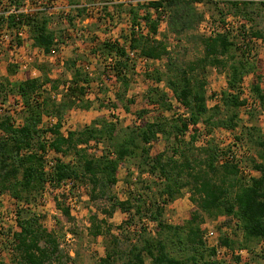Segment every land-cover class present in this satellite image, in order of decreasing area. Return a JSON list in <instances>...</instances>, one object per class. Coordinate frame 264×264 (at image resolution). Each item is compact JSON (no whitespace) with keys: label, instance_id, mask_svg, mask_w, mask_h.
<instances>
[{"label":"trees","instance_id":"16d2710c","mask_svg":"<svg viewBox=\"0 0 264 264\" xmlns=\"http://www.w3.org/2000/svg\"><path fill=\"white\" fill-rule=\"evenodd\" d=\"M3 1L16 13L0 16V27L9 30L26 28L32 48L40 50L46 58L53 47L62 43L59 32L51 28L54 20L63 17L61 14L51 15L46 10L24 13L21 11L24 0H0V6ZM81 1L66 0L70 7L81 5ZM220 1L228 6L226 14L221 15V27L224 28L227 24L225 17L230 15L242 22L241 32L234 36L229 28L222 32L212 30L211 35H193L190 39L197 42L202 50L201 56L193 61L179 64L165 38H159V27L165 16L168 31L175 37L194 33L202 21V15L194 8L198 2L194 0H149L147 5H133L129 14L128 44H121L120 40H103L92 50L94 57L110 60L105 65L106 77L103 78L108 79L111 75L115 79L114 86L118 87L115 100H100L101 108L108 105L113 110L120 104L127 111L126 104L134 103V100H126L124 105L125 95L137 75V59L146 60V63L164 61L163 71L158 68L150 70L146 66L142 71L143 79L155 85L164 83L171 99L182 107L184 115L165 117L163 113L172 108L170 98L166 92L150 86L143 97L149 107L156 109L157 116L144 120L142 116L146 111L138 112V122L122 137L118 135L116 122L103 117L82 130L64 134L61 130L65 113L72 109H90L92 103L85 97L89 87L101 79L76 68L77 60L71 58L64 63V69L70 73V79L66 81L51 78L48 67L38 66L41 73L38 77L26 76L24 80L14 82L4 78L0 81L1 105L8 101L20 103L23 115L22 122L16 125L11 114L0 113V196L8 194L20 204L16 212L17 230L10 239L15 264H64L57 238L39 223L38 217L34 214L25 217L23 212L37 203L47 186L55 190L67 180H73L76 186V182L84 181L89 186L90 201L106 202L109 207L102 209L103 215L110 218L117 210L124 214L133 211L141 218L145 213L155 226L154 238L147 236L143 229L138 240L140 243L131 244L125 250H106L99 264H116L118 259L121 264H146V261L148 264H226L217 260L215 251L202 241L200 226L203 213L234 220L233 235L219 240V245L231 252L243 250L250 254L264 243V133L257 128L241 130V135L249 136V141L259 149L261 161L251 160L258 177L246 178L233 162L220 163L221 158L233 153L230 148L223 150L210 142L197 146L204 132L210 136L214 130L234 132L239 127V111L246 104L240 97L245 77L251 76L252 92L259 106L264 108V88L260 85L264 80V60L257 59L251 44L253 40H263L264 32L246 27L254 13L264 11V0H208L203 4L217 5ZM119 7L123 5L112 4L110 10L107 4H103L100 14L112 19V11ZM84 12V8L73 9L66 20L72 21L68 18L72 13L81 17ZM238 37L242 41L240 46L237 45ZM14 42L17 47L22 45L18 38ZM125 46L135 53V58H129ZM212 69L225 75L226 89L211 96L216 103L210 107L206 78ZM14 72L11 67L7 69L10 76ZM61 85L65 93L57 100L53 95L59 92ZM45 118H53L55 123L42 127ZM186 136L188 141L185 142ZM235 139L241 141L240 137ZM90 143H102L104 154L99 157L89 154ZM161 143L163 149L153 154V149ZM233 144L231 147H236ZM48 151L71 160L66 162L56 158L46 170ZM135 157L140 159L139 164L146 171L141 172L163 181L158 195L159 199H165L159 203L152 202L153 211L149 207L144 210V201L134 205L129 198L120 201L111 192L118 182L119 167ZM185 188L190 191L194 207L189 218L178 225L165 224L161 221L164 205L174 202ZM53 202L54 208L67 222L73 221L68 208L57 197ZM128 223H132L131 219ZM92 235H102L99 225H95ZM171 245L179 246L181 251L188 250L189 254L172 255ZM263 250L264 246L262 254ZM235 260L244 264L248 262L241 256Z\"/></svg>","mask_w":264,"mask_h":264},{"label":"rangeland","instance_id":"374dc122","mask_svg":"<svg viewBox=\"0 0 264 264\" xmlns=\"http://www.w3.org/2000/svg\"><path fill=\"white\" fill-rule=\"evenodd\" d=\"M87 4H107L111 10L112 4L119 0H82ZM121 3H116V5ZM118 9L113 10V18L106 17L104 14L101 17L92 15L87 16L85 13L81 14V17H76L72 13V21L66 18L60 17L57 21L54 20V24L51 28L57 30L61 35L62 43L56 47V56L52 60H48L41 51L32 50L28 43V32L24 29V37L22 45H20V56L23 60L30 57L32 63L30 69L37 71V76L41 73L38 71V67H48L50 69L49 74L51 78H59L62 81L70 79V73L64 69V63L69 59H75L76 68L89 73L94 78L101 79L100 82L94 83L89 87L88 95L85 97L92 103L90 109L87 111H81L77 109L69 110L65 113L63 119L62 132L66 134L68 131H79L86 126H90L91 123L99 118L103 117L107 121L116 122L117 132L120 137L125 135L129 128L137 123L138 112L146 111L142 119L151 120L157 116L156 109H152L146 104L144 100V93L147 87H157L159 90L166 92L170 102L172 104L171 111L163 113L165 117L171 118L175 115H184L183 109L178 103L171 99V93L164 83L159 85L152 84L149 81L143 79L142 71L146 68L153 70L158 68L164 70V61L144 63L137 59V75L134 76L133 82L125 95L124 105L126 100H134L133 104H126L127 111L124 106L118 105L117 109H110L108 105L101 108L99 106L100 100L102 101H114L117 88L114 86L115 79L105 76V65L109 64V60L103 61L100 57H94L92 50L97 46L98 42L103 40H120L121 44H128L130 23V11L132 5H124ZM61 5H59L60 7ZM34 8L31 5L29 8ZM194 8L199 15H202V21L197 26L196 31L188 32L186 35H182L179 38L175 37L168 31L166 25L167 18H164L160 25L159 38H165L168 48L172 56L177 62L185 63L193 61L201 56L202 50L197 42L190 39L193 35H208L211 30L221 31L222 14H226L228 6L220 1L217 5L214 3H201L194 4ZM110 10L108 12H110ZM0 11H3L0 6ZM111 15V14H110ZM224 19V18H223ZM230 22V28L234 36L241 32L240 19L232 18L230 15L225 17V22ZM80 22V23H79ZM79 27V28H78ZM247 28H253L254 30H261L264 32V11H259L252 15V21L247 23ZM76 30V31H75ZM238 46H240L241 37L236 38ZM15 45V42L13 43ZM252 48L257 53V59L264 60V39L253 40ZM10 46L7 44L0 45V81L4 78H8L10 81H22L28 76L25 72L19 71L20 58L14 59L9 52ZM253 59V58H251ZM253 61V60H252ZM18 62V63H16ZM255 62V61H253ZM15 70L13 75H8L7 69ZM14 68H13V67ZM50 66V67H49ZM41 68V69H42ZM106 77V76H105ZM206 91L208 96V106H213L216 103V99H211L214 94H220L221 91L226 89V78L223 73L212 69L207 74ZM252 78L251 76L245 77L242 87L240 89V97L246 102H256L257 99L251 89ZM117 84L116 86H118ZM264 88V80L260 83ZM65 93L63 85L59 87V92L53 95L57 100H60ZM16 103L6 102L1 105L0 108L4 109V112H8L13 116L16 125L22 122L23 115L21 109L15 106ZM3 112V113H4ZM239 127L234 132H227L221 130H214L210 136L204 132L202 137L199 138L197 146H204L205 144L212 143L223 150L228 148L234 152L239 158H244L245 168L250 172L251 177H258L259 173L253 170L251 160L255 159L257 162L259 159V149L249 141V136L246 134L241 135L242 128H257L261 133H264V108L262 106L256 108L255 111L248 113L240 108L239 111ZM2 114V113H1ZM45 120V121H44ZM43 120V126H47L46 118ZM247 133V132H246ZM254 133V132H252ZM240 137L241 141H237L235 138ZM49 139V137H48ZM185 142L188 141V136L184 138ZM236 144H233L235 143ZM236 147H231V145ZM90 150L88 151L93 157H99L104 154V145L102 143L95 145L90 143L88 145ZM163 149V144L157 145L153 149V154L160 152ZM114 158V156H111ZM56 158L63 159L68 162L70 157H60L50 151L46 153L45 161L54 162ZM140 159L135 157L127 160L118 169V182L111 191L120 201L130 199L134 205L145 203L144 210L149 207L150 210H154L152 204L154 202H161L165 199H159L158 192L162 189V180L154 178L146 173L145 169L140 166ZM143 170V172H141ZM80 194L79 197L81 208L77 214H73L71 217L73 221L67 222L61 213L57 211L53 206V201L56 198L57 193L49 186L46 187L42 197L39 198L36 204L28 207L29 211H24L23 216L29 217L35 215L38 217L39 223L51 234H53L59 242V251L61 259L64 264H99L100 260L106 255V250L111 251L116 248L118 250H125L131 244H137L140 239L142 230L145 229L147 236L155 237V226L148 219L147 215L139 217L131 214H124L120 211H115L112 217H107L102 214V209H107L109 205L103 201L92 202L88 197L89 186L84 181L76 182ZM150 188V189H148ZM141 201L138 202L137 199ZM153 202V203H152ZM62 203V202H61ZM20 204L13 200L8 194L0 196V264H15L13 259V251H11L10 239L14 232L17 230L16 225V212ZM193 204L190 201V191L185 188L181 191V195L174 201L168 202L164 205V210L161 216V221L165 224L174 226L182 222H185L193 209ZM95 217L92 220V217ZM203 223L201 224V230H214L218 243L223 235L229 234L231 237L234 232V220L230 217H211L206 214H201ZM131 219L132 223H128ZM102 220V222H101ZM95 225L101 227L102 235L94 237L92 231ZM109 231L107 232V230ZM70 238L67 239V235ZM140 243V241L138 242ZM264 243L259 247L257 246L250 254L245 252L242 255L244 261L248 259L247 264H264V255L261 250ZM180 247L171 245L170 251L172 255L187 256L188 250H179ZM236 262V260H235ZM244 263V262H243ZM116 264H121V260H116ZM148 264V261H146Z\"/></svg>","mask_w":264,"mask_h":264},{"label":"built area","instance_id":"2783aa9c","mask_svg":"<svg viewBox=\"0 0 264 264\" xmlns=\"http://www.w3.org/2000/svg\"><path fill=\"white\" fill-rule=\"evenodd\" d=\"M149 0H119L118 2H114L116 3H121L124 5H136V4H143V5H147ZM195 2H198L197 4H201L205 1L208 0H194ZM217 1V0H215ZM249 1H253V2H260L262 0H249ZM35 6V9L29 8V6ZM59 5H61L59 7ZM2 8L3 11H0V16H7L10 13H16V11L14 10L13 7H8L5 6L4 1L2 3ZM103 6V4H87L84 1H81V5L79 6H74V7H70L67 5L66 0H24L23 2V7L21 8V11L24 13H28V12H36V11H43L46 10L48 12V14H61L63 16V18H66L70 12L74 9H78V8H84L85 9V15L87 16H98L101 17L100 14V10L101 7ZM165 18V16L163 17ZM80 23V22H79ZM230 22L227 21V24L224 26V28L221 29L222 32L224 30H228L231 26L229 24ZM79 28V27H78ZM24 29L22 28L20 30H9L7 27H0V45L2 44H7L10 46V52L9 54L14 57V59L16 58H20V63H19V71L20 72H25V74L27 73L28 76L30 78H35L38 77L37 76V71L34 69H30V65L33 62L32 59L30 57L25 58V60H23L20 56V47H17L16 45L13 44L14 39L18 38L20 40H24ZM76 31V30H75ZM212 34V30L210 32H208V35ZM125 51L127 53V55L129 56L130 59L135 58V53L134 52H130V50L128 49L127 46H125ZM56 47H53L51 52L49 53V55L47 56L48 60H52L55 56H56ZM142 62L146 63V60H141ZM110 62V60H109ZM18 63V62H16ZM18 108H21L20 103H17L15 105ZM259 107V103L258 101L256 102H246V104L241 108L243 111L245 112H249L252 109H256ZM4 112V109L2 108L0 110V113ZM45 121V120H44ZM46 123L48 125H52L55 123V120L53 118H46ZM233 152V151H232ZM224 161H228V162H233L235 164H237V167L240 171V174H242L243 176H245L246 178L250 177V172L245 168V164H244V158H242L240 156V158L233 153L231 154H227L226 156H224L223 158L220 159V163H223ZM52 166V162H48L46 161V170H49L50 167ZM54 190V189H52ZM57 195V199L59 202H62L63 205L68 208L71 216L73 214H77L80 211V199L81 197H79L80 194V190L79 188L75 185V182L73 180H67L64 181L60 184V187L54 190ZM225 236H229V234H225L222 237ZM70 238V235H67V239ZM217 239H219L215 233L214 230H203V234H202V241L204 242V244L206 245L207 248H211L215 251V256L217 260H222L224 261L226 264H244L242 261L239 262H235V258L237 256H241L243 254H245V251L243 250H236L234 252H231L230 250H228L227 248L220 246ZM263 254H264V250H263Z\"/></svg>","mask_w":264,"mask_h":264},{"label":"crops","instance_id":"0c3cea01","mask_svg":"<svg viewBox=\"0 0 264 264\" xmlns=\"http://www.w3.org/2000/svg\"><path fill=\"white\" fill-rule=\"evenodd\" d=\"M25 29H26V28H25ZM28 40H29L28 43H29V45L31 46V49H32L33 51H34V50H38V49H33V48H32V41H31L29 38H28ZM22 41H23V40H22ZM39 51H40V50H39Z\"/></svg>","mask_w":264,"mask_h":264}]
</instances>
